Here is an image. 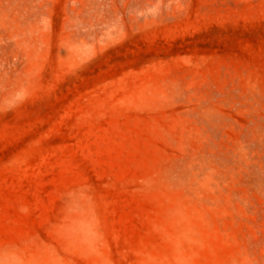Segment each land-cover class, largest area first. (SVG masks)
I'll return each instance as SVG.
<instances>
[{"label":"rangeland","instance_id":"obj_1","mask_svg":"<svg viewBox=\"0 0 264 264\" xmlns=\"http://www.w3.org/2000/svg\"><path fill=\"white\" fill-rule=\"evenodd\" d=\"M0 264H264V0H0Z\"/></svg>","mask_w":264,"mask_h":264}]
</instances>
